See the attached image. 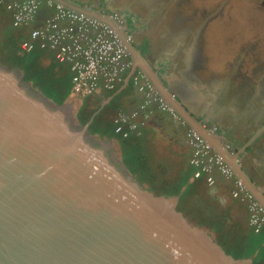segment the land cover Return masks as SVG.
I'll return each mask as SVG.
<instances>
[{
	"label": "water",
	"instance_id": "1",
	"mask_svg": "<svg viewBox=\"0 0 264 264\" xmlns=\"http://www.w3.org/2000/svg\"><path fill=\"white\" fill-rule=\"evenodd\" d=\"M54 1L117 25L80 0ZM126 47L135 51L130 41ZM68 105L0 61V264H251L190 221L178 196L141 184L118 140L91 133L78 119L80 107ZM188 115L214 149L207 127ZM235 169L264 207L256 185Z\"/></svg>",
	"mask_w": 264,
	"mask_h": 264
},
{
	"label": "crops",
	"instance_id": "2",
	"mask_svg": "<svg viewBox=\"0 0 264 264\" xmlns=\"http://www.w3.org/2000/svg\"><path fill=\"white\" fill-rule=\"evenodd\" d=\"M80 1L103 12L106 9L115 16L123 11V6H114L119 0ZM128 9L132 11L130 6ZM5 21L4 17L0 18V27ZM6 23L12 27L10 16ZM40 23V20H35L27 26L13 27V31L27 38L29 31ZM144 24L133 32L132 45L135 51L127 49L128 57L132 61L131 73L141 72L143 80L153 85L155 92L173 108L174 113L162 110L155 101L141 111L140 105L144 101L145 92L138 90L130 74L113 91L100 86L94 93L81 97L71 92L69 73L70 90L65 99L70 104L69 101L73 99L71 97L77 96L74 108L79 106V113L85 104L86 110L93 111L90 120L97 113L112 119L119 110H139L137 120L140 121L141 117L145 119L146 124L142 127L145 137L135 138L131 143L133 148L137 149L136 157H141V169H148L156 178V185L162 184L168 192L178 187V191L171 194L178 196V208L192 214L198 225L209 227L226 252L227 246L240 243L245 256L238 258H248L251 264H264V229L255 233L249 224L247 202L231 196L235 177H243L241 172H236L237 166L243 169L245 175L256 185L255 194L264 199V107L260 106V98H249L248 92L243 91L242 95H239L241 100L250 99L259 104L244 106L240 104L241 100L238 105L220 102L224 88L217 82L205 83L201 77L194 75L187 49L179 57L181 59L177 55V58L170 56L174 52L172 53L171 46L167 44L159 49H149L143 41L142 34L147 29ZM184 76L185 78L181 79ZM224 85L226 86L227 82ZM173 94H176L179 105L175 102ZM188 113L193 114L210 131L214 150L223 155L233 168V177L227 178L215 171V182L212 185H208L204 177H193V167L189 164L191 148L187 132L189 129L195 130V121ZM117 140L121 146V140ZM132 174L153 193L170 196L163 191H153L147 182L139 180L137 174ZM243 182L248 189L247 180ZM215 227L220 228L219 231H216ZM223 235L226 238L225 243L219 240Z\"/></svg>",
	"mask_w": 264,
	"mask_h": 264
},
{
	"label": "built area",
	"instance_id": "3",
	"mask_svg": "<svg viewBox=\"0 0 264 264\" xmlns=\"http://www.w3.org/2000/svg\"><path fill=\"white\" fill-rule=\"evenodd\" d=\"M0 4L11 12L14 27L41 21L30 30L29 37L21 41L20 50L29 52L38 46L52 50L59 61L69 62L73 94L84 97L100 86L113 91L130 74L138 90L146 93L141 111L155 101L162 110L174 113L173 108L155 92L153 85L143 80L141 72L131 73L132 61L128 60V52L111 26L54 0H0ZM138 114L139 110L117 113L115 131L127 136L130 130L137 128L134 120ZM187 138L194 178L204 177L206 183L212 185L215 171L224 177H233V169L224 157L198 132L189 129ZM231 196L247 202L251 228L255 232L264 229V207L239 177L234 179Z\"/></svg>",
	"mask_w": 264,
	"mask_h": 264
},
{
	"label": "rangeland",
	"instance_id": "4",
	"mask_svg": "<svg viewBox=\"0 0 264 264\" xmlns=\"http://www.w3.org/2000/svg\"><path fill=\"white\" fill-rule=\"evenodd\" d=\"M114 6H130L132 11L128 14L131 18H136L134 12L142 17L136 23L138 27L146 20L153 21L151 28L142 34L143 38L149 39V49H159L167 44L174 52L170 56L179 58L185 51L180 50L189 45L185 49L190 53L194 75L205 83H219L224 88L219 100L224 104L238 105L241 100L235 98L239 91L235 92V87L230 84L234 71L238 73L237 77L243 78L256 77L264 71V0H119ZM155 11L160 14L154 21L150 17ZM131 18L123 19L126 27L130 26ZM135 20H132L133 25ZM124 24L121 23V27H125ZM202 25L206 30L201 34L203 36L199 35ZM124 35H128L126 29ZM161 35L166 36L165 39ZM250 61L254 64H247ZM255 65L252 73L245 71L246 67ZM77 96H72L69 101L71 109L76 105ZM249 100L242 99L240 104L246 106ZM182 212L190 221L196 222L192 214Z\"/></svg>",
	"mask_w": 264,
	"mask_h": 264
},
{
	"label": "trees",
	"instance_id": "5",
	"mask_svg": "<svg viewBox=\"0 0 264 264\" xmlns=\"http://www.w3.org/2000/svg\"><path fill=\"white\" fill-rule=\"evenodd\" d=\"M6 11L4 4H0V18L4 17L7 21L8 17H11V12L7 11V13ZM6 21L3 23L2 27H0V61L9 67H18L21 69L26 81H31L33 85L46 96L61 104L67 97L71 85V83L69 85V73L71 82L69 62L59 61L52 50L38 46L29 52L22 53L20 50V43L22 40L29 37L30 31L27 38H23L21 34L14 32V26L12 25V27H10ZM120 111L125 112L124 110L117 111L112 119L97 113L93 116L92 120H90L93 111L86 110L84 104L78 113V119L83 124L89 123V130L91 133L99 134L100 136L107 138L116 137L117 139H120L124 163L132 173L137 174L139 180L147 182L153 191H163L170 195L176 193L178 187L168 192L162 184L156 185V178L150 173V171H148V169H144V167L143 170L141 169L143 164L140 160L141 157H136L137 149L133 148L131 140L145 137V132L142 129L146 124L145 119L141 117V120L138 121L139 119L136 117L134 121L137 123V128L130 130L127 136H123L121 133L115 131L114 123V118ZM133 149H135V151H133ZM214 229L219 231L220 228L215 227ZM224 237L225 235H223V238H219L220 242L225 243L226 238ZM227 252L237 258L245 256L240 243H236L233 246H227Z\"/></svg>",
	"mask_w": 264,
	"mask_h": 264
},
{
	"label": "flooded vegetation",
	"instance_id": "6",
	"mask_svg": "<svg viewBox=\"0 0 264 264\" xmlns=\"http://www.w3.org/2000/svg\"><path fill=\"white\" fill-rule=\"evenodd\" d=\"M130 3H132V2H130ZM105 11V13H107L108 15H110V17H112L116 22V24L117 25H119V27L122 29V31H123V33H124V30L126 29L127 30V32H128V35H126L125 36V38L128 40V41H130L131 42V44L133 43L132 42V40H133V32H134V29L136 28H139L138 26H136V23L138 22H140L141 21V19H142V17L138 14V13H136V12H134V14L136 15V20L134 19V18H131V16H129L130 14H128L129 12H131L130 11V9H128V7H124L123 8V11H122V13H120L118 16H115V14H113V13H111V12H109L108 10H104ZM150 13V12H149ZM118 14V13H117ZM124 14H126V15H124ZM159 14H160V11H155L154 12V14L150 17L151 19H153L154 21L155 20H157L158 19V17H159ZM131 18V21L129 22L130 23V26H128V27H126L125 26V24H124V21H123V19H126V21H127V19H130ZM119 21V24H118V21ZM132 20H135V25H133V23H134V21L132 22ZM121 23H123L124 24V26L125 27H121ZM144 23H147V25L146 24H144ZM152 23H153V21L152 20H150V23H149V21H144L143 22V24L147 27V30H149L150 28H151V26H152ZM143 24H141V25H143ZM132 25L134 26V27H132ZM141 25H139V26H141ZM148 25H150V27L148 26ZM131 29L133 30V32L131 33ZM200 29L201 30H199L200 31V34L199 35H201L203 32H205L204 30H203V25L200 27ZM205 29H207V28H205ZM201 36H203V35H201ZM161 37H163V39H165V37L166 36H164V35H161ZM147 40H149L147 37H145L144 39H143V41H145V43L147 44ZM135 42V41H134ZM149 42V41H148ZM150 43L151 44H153L151 41H150ZM187 46H189V45H187ZM187 46H184L181 50H180V52H183L184 50H185V48L187 47ZM125 48H126V50H127V47L125 46ZM180 59V58H179ZM247 64H254V61H250L249 63H247ZM256 68V65L255 66H249V67H246V72H252V70L253 69H255ZM255 71V70H254ZM234 74L232 75V77H231V82H230V84H232L234 87H235V92L236 91H239V93H238V95H237V97H239V95L241 96L242 95V93H243V91H246V92H248V96H249V98L252 96V97H259L260 98V102H261V105L260 106H262V107H264V71H262V73L261 74H259L258 76H256V77H247V78H243V77H237V74L238 73H235V71L233 72ZM238 99H240V97L238 98ZM248 104H250V105H254V104H259V103H257V102H254V101H251V100H249V103Z\"/></svg>",
	"mask_w": 264,
	"mask_h": 264
},
{
	"label": "bare ground",
	"instance_id": "7",
	"mask_svg": "<svg viewBox=\"0 0 264 264\" xmlns=\"http://www.w3.org/2000/svg\"><path fill=\"white\" fill-rule=\"evenodd\" d=\"M59 1V0H58ZM59 4H61V5H63L61 2H58ZM64 6V5H63ZM65 7V6H64ZM112 18V17H111ZM113 19V18H112ZM114 20V19H113ZM115 21V20H114ZM116 22V21H115ZM103 23V22H102ZM108 25V24H107ZM113 27H115L114 28V30L116 31V34H117V37H118V39L120 40V42H121V44L125 47L126 46V44H128V40L125 38V35H124V33H123V31H122V29L119 27V25H113ZM145 96H146V93H145ZM144 96V97H145ZM54 132V131H53ZM162 219H164V218H162ZM163 221V220H162ZM165 223H166V225H169V223H167V221H164ZM164 222H163V224H164ZM171 225V224H170ZM171 227V226H170Z\"/></svg>",
	"mask_w": 264,
	"mask_h": 264
}]
</instances>
